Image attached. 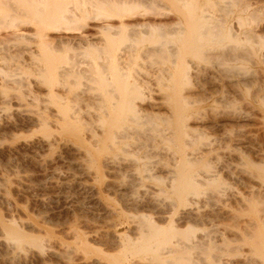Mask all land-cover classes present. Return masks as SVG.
<instances>
[{"label": "bare ground", "instance_id": "6f19581e", "mask_svg": "<svg viewBox=\"0 0 264 264\" xmlns=\"http://www.w3.org/2000/svg\"><path fill=\"white\" fill-rule=\"evenodd\" d=\"M154 64H161L154 66L155 82L144 81ZM238 64L264 69V5L0 0V110L9 104L8 90L18 100L23 88L40 86L47 96L42 105L50 112L31 115L30 109L25 122L37 125L45 137L54 127L60 139L73 143L85 173L96 176L101 167L126 173L117 188L133 212L127 213L129 230L110 241L122 250L114 264H228L231 256H244V264H264V107L254 117L231 104L246 82L264 81V71L237 72ZM253 118L255 129L226 127L211 138L201 126ZM255 137L257 145L249 142ZM246 143L251 144L247 156L240 147ZM6 182L0 179L4 199ZM30 219L22 218L19 225L0 214V246L8 262L45 250L52 232ZM68 229L69 236L80 239L53 250L57 256L87 248L85 239ZM90 264L103 263L94 258Z\"/></svg>", "mask_w": 264, "mask_h": 264}, {"label": "rangeland", "instance_id": "374dc122", "mask_svg": "<svg viewBox=\"0 0 264 264\" xmlns=\"http://www.w3.org/2000/svg\"><path fill=\"white\" fill-rule=\"evenodd\" d=\"M246 1L254 4L256 3L258 5H264V0ZM143 45L146 46L149 45V43L144 42ZM143 45L141 47H143ZM73 47H75L73 48L75 50L80 49L81 51L84 50L87 52L89 50L88 53H98H94V50L91 49H81L76 45H73ZM36 50L38 51V53L43 54L41 49L37 48ZM23 56L27 57V55L25 54ZM39 57L41 58V56ZM152 66H150L151 68L147 66L148 71L145 74L152 79H149L144 75L143 79L146 82H155V78L153 79L152 77V73L156 71L154 66L159 67L161 66V64H154ZM236 68L237 72L241 70L239 68L256 69L257 73H261L262 71H264L263 67L261 66H249V64H238L236 65ZM29 69L27 70L29 71ZM249 83L246 82L244 86H241L239 88V93L236 96L237 99L235 100V97V102L231 101V104L232 107L238 106L236 111L250 110L249 112H252L253 116L257 117V114L262 111L264 107V81H260L259 79H257V84L256 81L252 82L250 85ZM260 83L262 84L260 85ZM247 86L250 87L247 88ZM243 89L246 91V93H244ZM44 90V88L37 85L31 86L27 90L23 88L22 94H27L24 95V97H22L23 95L21 94L22 96H20V99L18 100H15L17 99L15 97L17 93L14 90H8V96L10 98L7 97V101L9 100V104H6L5 107L8 110L5 109L4 111H1V107H3L4 104H2V100H0V111L3 112H0V179H4L5 182L7 181L4 188L6 189V192H8V196H6V199L2 198L0 195V214L4 219L15 220L19 225L22 218L29 216V218H31L30 220H32L33 222L35 221L39 225L46 227L48 231L51 230L52 238L50 237V242H44V246L46 247L45 250L40 254L36 252V255L32 254V257L30 254L27 255V257H22L21 260L16 259L11 262H8L6 259L8 257V252L4 248L2 249V247L0 246V264H90V261L94 258L101 259L103 264H114V262H111V260L113 261L114 256L117 253H121L122 250L121 247H117L110 241L112 239V236L117 234L118 232H121L123 230L124 232H127L129 230L131 222H129L130 218L128 214L133 212V208L126 204V197L124 194H122L124 192L117 188L118 182L122 181L123 178L121 179V177L126 176V173L121 167L119 169L117 167L113 170L112 168L101 167L103 171L99 170V174L97 173L96 175L97 177L94 176V174L85 173L79 165V163L82 162V159H80L82 158V155L78 153V150L75 148L76 146L73 143L71 144L65 141L64 138L60 139V136L57 135L58 133L56 134V131L53 130L54 127L51 128L53 133L50 131L52 134H50L49 132L50 136L48 135L47 137H45L44 133L38 129L37 125L33 126L34 124H27L25 122L24 117L28 114L30 115V113L31 115H35V113L37 112H41L43 113V115L49 114L50 111L44 110L45 107L44 105H42L44 104L42 100L44 99V97H47L45 96ZM245 94H247V96ZM27 96L29 98H27ZM216 97L218 98V96ZM30 98L36 99L32 103L31 101L33 100ZM23 99H25V101H23ZM37 101H39V103ZM40 101L42 103H40ZM250 101L251 106L249 105ZM21 103L24 104L21 105ZM245 103L248 104L243 106V104ZM18 104H20L21 106ZM254 104H256L255 107ZM260 104H262L263 106H260ZM17 106H19L20 108H18ZM42 107L43 109H39ZM22 108H24L26 112H24V109ZM30 109L32 112L30 111ZM33 109L35 111H33ZM229 109L231 110L233 108ZM227 125L221 127L219 125H214L209 121H204L201 126L203 127V132H205L207 135L211 134L208 135V137H213L215 134L217 135L219 134V132L221 133L223 129L227 130L226 127H228L229 131L239 132L242 130L247 131L255 129L257 127V119L253 118L247 121H229ZM49 137L51 138L49 139ZM57 137L59 139V142ZM46 138L48 141L45 140ZM43 139L47 142H44ZM61 140L63 142H60ZM51 142H53V145H51ZM249 142H251V144L254 143L257 145V137H255V139H251V141ZM46 143H50L49 145H51V148L48 147L49 145L47 146ZM251 144L246 143L240 146L241 148H243V151H246V156L249 155V148H251ZM76 155L80 156L77 158ZM121 171L123 173H120ZM98 176H101V178L99 179ZM103 176L105 178H102ZM110 177H112V179H110ZM223 178L228 183L231 181L230 184L237 185L235 184L236 182L234 180L232 181V178H230L229 176H224ZM124 179H127V176ZM124 179L123 181H125ZM121 198L122 200H124V202L121 200ZM143 208L145 207L140 208V211L147 212V208ZM223 225L224 224H218V229H224V227L226 226ZM68 228L74 230L81 237V239H85L87 248L85 251H83L84 248L82 247L81 251V247H79V254L66 253V255L64 256H57L54 254V251L61 249L64 250L66 246L73 245L75 240H77L67 234L68 231H70V229ZM25 230L31 233H38L37 231L35 232V230H32V228H25ZM89 234H91L92 236ZM118 249L120 250V252ZM50 250L52 251V253ZM78 255L80 256V258L78 257ZM240 263L244 264V256H231V258H229L228 260V264Z\"/></svg>", "mask_w": 264, "mask_h": 264}]
</instances>
